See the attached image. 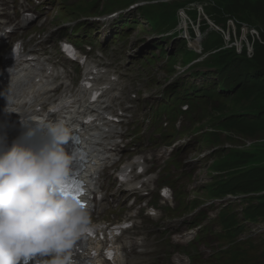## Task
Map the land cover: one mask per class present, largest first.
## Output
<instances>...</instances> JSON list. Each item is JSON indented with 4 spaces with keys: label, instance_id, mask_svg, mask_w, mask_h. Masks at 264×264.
<instances>
[{
    "label": "rangeland",
    "instance_id": "obj_1",
    "mask_svg": "<svg viewBox=\"0 0 264 264\" xmlns=\"http://www.w3.org/2000/svg\"><path fill=\"white\" fill-rule=\"evenodd\" d=\"M31 1V0H29ZM69 6H75L77 3L80 2V0H62ZM105 2L106 0H102ZM108 1V0H107ZM167 1V0H162ZM182 0H169L167 4L175 3L178 4ZM223 5L227 8H233L234 12L233 19L228 21L225 24L226 31L224 33L222 32L224 29H220L214 25V14L211 10V6L203 7L204 4H199L202 7H197L195 4H188L187 5V12L184 13L183 10H180L178 13V19H179V25H178V31L177 35L175 33V38H172V33L174 31H170L169 33H163L162 35H155L146 24H144L143 27L141 26H131L130 28H122L121 31H123V35L120 36V38L115 36V33L120 31L119 24L120 21L127 20L131 15H137V7L145 4L146 2L142 0H133L131 3L125 5V6H116L112 10H108L104 13H110L117 11L119 12L120 9H123L127 6L133 7L135 9L128 10L127 8L123 11V13L120 15V17L116 18L111 25V28L108 30H105L104 33H102L103 27L100 29H97L98 31L93 32L92 37V43L94 45L93 50H95L96 53H99L101 51H107V54L109 55L108 59L113 60V66L116 67L117 71L116 74H123L125 82H127L131 87H135L133 92L137 94V101H136V113L135 115L138 116L139 114H142L144 117H147L148 115L152 118V112L153 108L157 105V98H161L158 95L162 92V89L164 86H166L168 83H173L175 78H169L167 77V66H165L166 59L160 58V59H154L152 62H149L147 60L141 62V60L144 58V56L151 57V54L149 53L150 50H153L154 54H158V48L157 46H151L155 42L159 44L160 37H164L161 44L163 45V49L169 53H173V51L177 50L176 47L180 44L185 45L183 46L184 49L180 50L182 52L179 53L178 51V59L177 66L179 67L177 76L179 77H186L188 74L187 72L182 73V61L185 59V55H182L184 51L187 49L195 50L196 52H201L203 49V44L205 40L207 39V36L201 38L203 35L200 33L202 30L200 28V32L198 30V24L200 26H206V33L210 32H218L221 35L220 37L215 38L216 45L218 47H221L222 50L217 55H211L212 58L220 59L222 61H225L227 64L233 65L238 68H242L243 66H240L238 62H235V59L238 61H252L253 63H256L254 60V53L257 51V45L261 44L264 46V7L262 4V0H221ZM157 1H153L155 3ZM44 3L47 5L48 9L39 10L40 16L47 15V20L53 18L55 15L60 13V9L58 8V5L61 4L60 0H44ZM208 7V8H207ZM162 10L158 11H166L165 8H160ZM103 10V9H102ZM100 10V11H102ZM43 11H47L46 13H43ZM195 11V17H190V12ZM100 13V14H104ZM100 14H94V15H100ZM84 15V14H82ZM86 16V15H84ZM89 16V15H88ZM237 16H240L238 18H245L247 21H249V25L238 23ZM127 17V18H126ZM65 18V17H63ZM212 19V20H211ZM235 22H234V21ZM237 20V21H236ZM119 21V22H116ZM135 23H140L141 20L137 17ZM194 21V30H190V32L198 34L200 36V42L198 45L192 46L191 41L192 38L189 37V33L185 31L184 28L188 27L191 22ZM198 23V24H196ZM236 23H238V29L236 27ZM134 25V24H133ZM244 25V26H243ZM51 26V25H50ZM89 27H93L92 24L88 25ZM137 26V27H136ZM233 26V27H232ZM53 27V26H52ZM51 28V27H50ZM48 28L46 31H49ZM220 31V32H219ZM234 31V32H233ZM62 33L60 36L63 37L67 34H69V30L67 29H59L55 33H53V36H56L57 34ZM106 33V37H105ZM180 34V35H179ZM182 36V37H180ZM172 38V42H168V40ZM183 38L186 39L183 41ZM97 40V41H96ZM241 41L242 44H241ZM96 45H95V44ZM184 43V44H183ZM251 45V46H250ZM202 48H201V47ZM246 48V50H245ZM262 50H258V53ZM250 52V53H249ZM264 52V51H263ZM146 54V55H145ZM143 57V58H142ZM264 58V57H263ZM262 59V58H261ZM193 60V59H192ZM194 62V61H193ZM197 62V59H195V63ZM96 64H98L96 62ZM201 64V62L197 63ZM264 70V64H260ZM184 68V67H183ZM177 69V68H176ZM199 80L193 81V83H198ZM165 93V91H164ZM157 97V98H156ZM244 102L243 104H245ZM152 106V108H149V106ZM255 107H261L264 106V101L255 100L253 103ZM216 104H213V108H208L209 115L215 110ZM264 108V107H263ZM202 108H199V110L194 109L193 113L190 115H183V130L177 131L173 127L168 129H163L161 126H158L155 129V132L158 134H168L172 136V138H184L187 135H190L191 133L197 131L201 128H208V131L211 132V127L214 126L213 122H210V116H199L201 113ZM219 113L216 115L217 118H219ZM191 118V119H190ZM160 122V120L158 121ZM195 126H199L198 128L194 129ZM187 129V131L185 130ZM213 129V128H212ZM208 132V133H209ZM203 136V135H202ZM232 137L231 140H229L228 137ZM203 140V144H202ZM253 145H263L264 147V132H259L254 137L245 136V134H241L238 136H233L229 130H221L217 133V138L214 139L212 134H206L202 138H197L189 142V145L185 149V152L183 154H180L178 159L181 161L182 159L186 158L187 153L196 150L198 146L201 147V149H207L210 146H217L218 151L214 154L213 161L218 159L219 156H224L228 150L230 149H239L237 147H242L240 151H248L251 146ZM248 149V150H247ZM261 153H257V155L260 157ZM260 166L261 168H264V157L260 158ZM213 163V162H212ZM171 168H175L177 171L181 168V165L176 163L173 159L167 162V165L163 171L164 174H167L171 171ZM212 169L211 167L208 170ZM195 169H193V166L185 165L183 167L184 175L178 180V185L181 186L182 189L187 183V176L189 173H193ZM179 177V174L176 175ZM170 177H174V174L171 173ZM217 178H214L212 182H214ZM204 194H207L208 196H212V188L207 187L205 192L204 190L197 189L195 192H191L188 195L187 200L191 201L194 200L197 197H200ZM185 191H175L174 196L177 199L185 198L186 197ZM264 197V196H262ZM261 197V198H262ZM255 200L253 201V198H250L248 201V206L250 204H258V209H254L252 212L257 214L260 210L264 209V199ZM204 197H201L200 201H203ZM239 199V200H238ZM233 203V210L234 211H240L244 204L240 201V198H237L234 200ZM263 202V205L262 203ZM166 213L175 214V212H171L170 210L166 209ZM253 231V230H252ZM243 231L244 235H252L251 239L253 241V244L255 245L254 250L250 249L249 255H251V260H253V264H264V261L258 256V254L261 253L262 248L264 247V235L260 236L259 231ZM258 234V235H257ZM151 237V234L148 235ZM257 240V241H256ZM256 250V251H255Z\"/></svg>",
    "mask_w": 264,
    "mask_h": 264
},
{
    "label": "clouds",
    "instance_id": "obj_2",
    "mask_svg": "<svg viewBox=\"0 0 264 264\" xmlns=\"http://www.w3.org/2000/svg\"><path fill=\"white\" fill-rule=\"evenodd\" d=\"M58 128L49 127V138L38 146L17 141L0 150V264L50 253L56 254L51 264H72L71 249L88 216L78 200L51 190L72 163Z\"/></svg>",
    "mask_w": 264,
    "mask_h": 264
},
{
    "label": "trees",
    "instance_id": "obj_3",
    "mask_svg": "<svg viewBox=\"0 0 264 264\" xmlns=\"http://www.w3.org/2000/svg\"><path fill=\"white\" fill-rule=\"evenodd\" d=\"M195 3L204 4V7L211 6L214 14L213 22L219 27H225L227 21L234 18L232 15L234 9L225 7L221 0H182L178 4L172 5L168 13L158 11L154 7L146 9L145 12L153 28L157 30L159 27H166L170 22L173 23L170 27L176 25V13L174 11L177 6ZM262 4L264 7V0H262ZM190 15L194 18L195 11H191ZM238 17L240 16H237L238 23L242 22L250 26L249 21L245 18ZM238 23H236L237 29ZM200 28L202 30L201 32L204 33L203 30L206 26H201ZM220 35V33L213 31L207 35V39L203 44V54L213 51L220 46H215V38H221ZM256 50L254 53L256 63L248 60L238 61L235 59V62L243 66L242 68L227 64L220 59H211V56H209L204 60L202 65L204 68L212 70L195 73L196 76L205 82L191 88L193 99L200 106L210 104L211 108H213V104H216L215 110L209 115L218 121L215 126H220L222 130H229L240 136L241 134H245V136L255 137L259 132H264V106L255 107L253 105L255 100L264 101V70L260 65L264 64V46L258 44ZM258 50L262 51L258 53ZM190 54L192 58L197 57L193 52H190ZM186 92L181 93V95L184 97L188 96L189 94H186ZM244 102L246 103L243 104ZM218 113L220 115L219 118L216 117ZM250 149L249 152L235 150L230 152L232 158H242L237 165H246L241 167L236 165L233 167L241 168L242 172H244L242 176H233V178L241 179L242 189L239 191H263L264 168H261L259 164L261 163L260 158L264 157V147L263 145H253ZM257 153H261L260 157ZM246 155L248 158H246ZM220 168L222 169L223 167ZM261 199H264V197ZM258 214L264 217V210L259 211Z\"/></svg>",
    "mask_w": 264,
    "mask_h": 264
},
{
    "label": "bare ground",
    "instance_id": "obj_4",
    "mask_svg": "<svg viewBox=\"0 0 264 264\" xmlns=\"http://www.w3.org/2000/svg\"><path fill=\"white\" fill-rule=\"evenodd\" d=\"M195 5L197 7H202L196 3ZM3 10L5 9L3 7H0V15L2 14ZM26 20H27L26 18L22 19L21 24L18 26V28L24 27ZM3 23L4 22L0 20V40L5 38L4 30L7 28V26H3ZM184 29L186 32L190 33L188 27ZM196 35L197 36L195 37V39L191 41L192 46L198 45L200 42V37L198 36V34ZM44 42L45 40L41 41L40 43L36 44L33 47H28L26 49L27 55L31 57L30 59L16 62L13 65L12 69L11 66H9L8 69L9 70L11 69L10 70L11 73H8V77H4L0 80V87H5L7 81L9 80L11 88L6 93L8 96H10V95H15L16 91H18L21 87H23L22 85L26 80L35 81L37 84L43 86L45 89L44 91H41L42 96L37 101V104H42L47 101V94L49 93L48 90L60 87L61 95L65 96V99L62 102L65 101L66 103H68V108L66 110L62 109L59 112V114L61 117L67 118L72 123H76L79 116L75 114L74 111L72 110V108H74L76 105H80L84 109L85 111L84 113H92L97 117L106 113L111 107L112 101L115 98H118L117 93L112 96H105L109 93L110 88L115 87L118 84L117 80L110 78L111 76L108 75L105 67L97 68L92 63H85L83 65V72H82L83 80H89V77L92 76V79L90 80L93 83L92 88H96L97 90L101 91L102 94L95 102L92 103L88 101V98L86 97L85 94V89L82 86H80L79 89L74 94H72L71 90H72L73 77L71 76V73L65 71L63 67L55 68L54 64L51 61V59L54 60V58L50 59V57H43L44 55L47 54L44 48H42ZM242 42L243 41H241V44ZM49 53L51 57L54 55L52 52ZM7 61L9 64H11L12 62L10 59H8ZM103 69H105V71H103ZM122 88H124L123 85H121V89ZM2 103H3V112L0 122V137H3V140L8 142L10 140L17 138L23 132H27L29 126L25 125L24 119L22 117V114L25 115L26 112L22 114L14 112L10 110L11 104L9 102L3 101ZM35 105L36 104H34L33 106L35 107ZM0 149H2L1 145H0ZM247 152H249V150ZM246 158H248L247 155ZM261 203L263 205V202ZM259 211L261 210L259 209ZM127 245H128V241L125 242L123 248H127ZM115 249L118 253L119 247L116 246Z\"/></svg>",
    "mask_w": 264,
    "mask_h": 264
},
{
    "label": "snow or ice",
    "instance_id": "obj_5",
    "mask_svg": "<svg viewBox=\"0 0 264 264\" xmlns=\"http://www.w3.org/2000/svg\"><path fill=\"white\" fill-rule=\"evenodd\" d=\"M51 190H52L53 192H57V187H56V186H53ZM60 194H61V195H64V196H68V195H70V193H67V192H65V191L63 190V187L60 188ZM74 195H76V197L78 198L80 195H82V191H81V192H78V193H76V194H74ZM81 207H84V205L81 204ZM33 258H38V257L36 256V254H33V255H31V256H26V257L22 260V264H23L24 261H27V260H29V259H33Z\"/></svg>",
    "mask_w": 264,
    "mask_h": 264
}]
</instances>
